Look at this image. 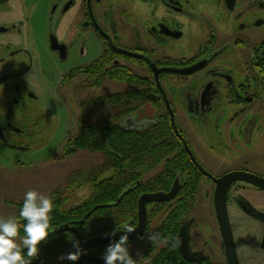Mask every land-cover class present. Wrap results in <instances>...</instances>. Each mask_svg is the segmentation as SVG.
<instances>
[{
    "label": "flooded vegetation",
    "instance_id": "1",
    "mask_svg": "<svg viewBox=\"0 0 264 264\" xmlns=\"http://www.w3.org/2000/svg\"><path fill=\"white\" fill-rule=\"evenodd\" d=\"M65 62H72L66 71ZM118 73L133 75L134 81L112 78ZM107 80L129 87H106ZM103 86L109 91L88 93ZM133 91L121 126L143 131L168 122L172 141L167 188L139 195L133 226L141 195L178 188L170 200L147 203L144 239H129L130 254L138 264H149L164 246H172L147 240L170 217L169 230L181 241L177 264H228L216 206L218 181L239 172L264 175L247 168L248 159L215 174L206 154L217 161V154L257 161L255 155L264 150V0H0V151L5 158L37 151L31 147L32 126L48 114L49 100L66 107L76 134L84 116L110 118L101 100ZM191 124L201 130L205 155L191 143ZM50 158L15 162L33 165ZM250 192L264 196V188L249 180L231 181L226 210L235 246L263 248L264 220L258 216L264 217V197L256 195L254 201ZM245 215L260 227L254 243L240 245L231 216L245 224L238 230H253ZM208 246H217L212 256Z\"/></svg>",
    "mask_w": 264,
    "mask_h": 264
},
{
    "label": "trees",
    "instance_id": "2",
    "mask_svg": "<svg viewBox=\"0 0 264 264\" xmlns=\"http://www.w3.org/2000/svg\"><path fill=\"white\" fill-rule=\"evenodd\" d=\"M100 77L104 78V75ZM114 77L134 81V76L129 74H112V78ZM135 93L112 95L101 100V106H106L110 118L92 121L84 116L80 120L79 131L66 141L64 155L89 150L102 153L104 160L99 166L73 171L66 184L50 192L55 206L51 223L56 228L69 223L71 228L49 236L47 242L40 245L39 257L33 259L31 264L50 262L66 251H75L73 241H79L82 246L93 237L105 235L114 229H123L129 224L134 225L137 221L139 195L143 191L167 188L172 145L169 123H158L143 131L127 130L120 124L123 114L131 109V99L135 97ZM159 165L163 166L162 171L154 176L149 175ZM87 184L92 187L90 196L78 205L68 206L71 194ZM129 185L134 188L124 195L120 203L105 206L115 201ZM8 202L16 207V218L23 224L24 221L19 217L23 199ZM97 205L101 207L94 209ZM170 219L167 217L158 231L169 238L167 244H172L171 238H174L168 227ZM149 220L151 221V217ZM23 235L21 227L19 236ZM110 243L112 242L91 248L89 254L103 256ZM26 251L25 249L24 252ZM176 255L177 248L164 246L149 264H177ZM63 264L91 263L80 257L75 262L64 260Z\"/></svg>",
    "mask_w": 264,
    "mask_h": 264
},
{
    "label": "rangeland",
    "instance_id": "3",
    "mask_svg": "<svg viewBox=\"0 0 264 264\" xmlns=\"http://www.w3.org/2000/svg\"><path fill=\"white\" fill-rule=\"evenodd\" d=\"M73 62L80 64L79 61ZM71 66L72 62H65L63 67L64 71H66V69L70 68ZM106 82L108 83V86L105 85L106 87L112 86L119 91L126 90V88L129 87V85L123 82L111 80H107ZM106 87L103 86L102 88L96 89L95 91H90L88 93L94 95L107 92L109 90L105 91L107 89ZM47 103L48 114L44 118L38 120V122L34 123L32 126V129L35 131V133L34 138H32L33 140L31 142V147L37 151L29 157L22 153L21 156L15 155L13 151V154H11L12 152L10 151V154L13 157L16 156L15 158L10 159L5 158V153L0 151V216L16 217V207L10 204L8 201L24 199V194L28 189H35L39 192L49 195L54 189L60 188L66 184L70 174L73 171L99 166L104 160L102 153L91 152L89 150H82L72 155H64L63 148L65 142L69 134L75 133V124L70 122V117L67 115L66 107H64L61 103L58 106L52 105L53 103L50 100ZM73 106L74 110H76V103H73ZM56 111H58V113H56ZM190 130L192 132V137L190 138L191 143L198 147L201 155H205L206 151L200 144L202 142L200 132L201 130L198 129L195 124H191ZM207 134L208 137L212 136L210 132ZM214 136L216 137L217 133H215ZM211 143L215 145L217 144L215 138ZM259 151L261 152H257V155H255L257 161H255L253 156L246 155L243 157L237 154L231 155L229 157L227 154H217V161L215 157H210L208 154H206L208 162L210 163L208 165L209 170L215 174H221L227 169L232 168V164H236L237 161L243 163V161L245 162L248 159L249 163H245L247 168L253 172L264 175V168L260 164L264 163V150L261 149ZM197 155V157L200 159L198 153ZM18 157L23 159V161H34L35 159L41 160L49 157L51 158L48 161H36L33 163V165H29L24 164L23 162H15ZM252 190L254 191V188H252ZM91 192L92 187L90 184L84 185L83 187L77 189L71 194L68 201V206L72 207L80 204L88 196H90ZM249 195L251 196V199L255 201L258 198L256 195L260 196L262 194L250 192ZM242 217H244L246 220L253 221L255 228L253 230H249L243 227V229L238 230L239 227L245 226V224H240V221H236L234 217L232 218L231 216L234 229L239 231L237 240L240 245L241 243L244 244L247 242L254 243L256 230H258L260 226L254 219L249 218L246 215ZM236 248L240 264H264V248L260 246H236ZM216 250L217 246H208V253L211 256L215 254L214 252H216ZM67 253H69V251H66L61 256L66 255ZM59 257L43 264H63L64 260L59 259Z\"/></svg>",
    "mask_w": 264,
    "mask_h": 264
},
{
    "label": "clouds",
    "instance_id": "4",
    "mask_svg": "<svg viewBox=\"0 0 264 264\" xmlns=\"http://www.w3.org/2000/svg\"><path fill=\"white\" fill-rule=\"evenodd\" d=\"M259 71V69H257ZM53 198L35 189H28L24 194L23 204L19 210L21 224L15 216H0V264H31L40 254V245L47 242L49 234L56 231L51 223L54 210ZM21 227L24 235L19 236ZM118 229L108 235L115 236ZM136 227L126 225L120 238L110 243L105 250L103 260L105 264H138V260L130 254L129 234L134 233ZM139 239H144L140 236ZM147 240L152 244L168 243L169 238L159 232L149 233ZM173 248L180 246L178 237L171 238ZM75 251L59 257L61 260L78 261L86 254L79 241H73ZM27 250L26 253L24 250ZM139 255V252L137 253Z\"/></svg>",
    "mask_w": 264,
    "mask_h": 264
},
{
    "label": "water",
    "instance_id": "5",
    "mask_svg": "<svg viewBox=\"0 0 264 264\" xmlns=\"http://www.w3.org/2000/svg\"><path fill=\"white\" fill-rule=\"evenodd\" d=\"M236 179L249 180L259 185L260 187L264 188L263 178H259V177L248 175L246 173H241V172L229 174L218 181L219 184H218L217 192H216V206L218 209L219 221H220V224L223 230V236L225 239L226 257H227L228 264H240L238 253H237V248L235 246L233 235H232L228 213L226 210V191L231 181L236 180ZM133 188L134 186L132 185L127 186L124 190L121 191V193L119 194V196L116 198L115 201L107 203L105 204V206L116 205L120 203L124 195L130 192ZM176 188H178V186L174 187L170 192L160 191V192H155V193H145L140 196L139 204H138L139 205V221H138V224L135 226L136 231L134 233L129 234V239L136 238L144 232L146 224H147V207H146L147 203L150 201L170 200L172 197H174L176 193ZM99 207L101 206L97 205L95 206L94 209L99 208ZM258 217L259 219L264 220L263 216L262 217L258 216ZM70 228H71L70 224L65 223L57 227L56 231L50 233L49 236L59 231L68 230ZM118 230L119 231L116 232L115 236L108 235L109 233H111L109 232L105 235L93 237L87 240L81 246V248L86 253V254L81 255L82 259L91 264H105V261L103 260V258L91 256L89 254V249L97 245L106 244V243L118 240L120 236L123 234L122 232L123 229H118Z\"/></svg>",
    "mask_w": 264,
    "mask_h": 264
}]
</instances>
